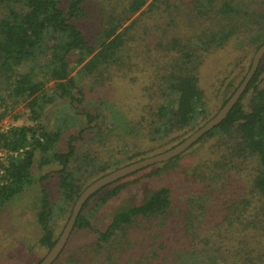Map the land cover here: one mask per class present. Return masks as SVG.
I'll list each match as a JSON object with an SVG mask.
<instances>
[{
  "label": "trees",
  "instance_id": "obj_1",
  "mask_svg": "<svg viewBox=\"0 0 264 264\" xmlns=\"http://www.w3.org/2000/svg\"><path fill=\"white\" fill-rule=\"evenodd\" d=\"M256 1L193 0L186 3L188 15L209 19L216 10L221 18L218 29L205 26L210 23L195 22L196 17L187 19L183 13V21L167 25L166 32L171 35H161L158 41L144 47L146 35L133 38L137 28V19L133 17L158 15L159 9L155 7L159 4L184 9L181 2L175 5L169 0H129L121 16L107 14L102 31L95 40H89L78 23L86 17L88 0H69L64 6L62 0H0V84L16 104L27 102L34 123L11 126L0 133V149L10 155L7 165L1 164L4 172H0V212L38 182L41 196L37 223L42 229L39 244L47 255L59 239L55 238L53 228L66 220L68 223L86 188L120 168L149 158V154L140 151L104 163L87 153L79 154L74 144L97 121V116L79 106L85 98L80 85L83 79L97 75L94 85L101 87L114 83L117 75L125 78L124 68L135 67L133 56L151 78L144 91L156 97L148 118L142 114L137 121L148 142L173 139L179 145L202 128L228 102L251 68L239 82L231 74L220 79L215 97L220 93L226 96L217 111L209 115L208 90L200 78L206 57L223 50L230 41L256 32L263 35L256 51L264 45V0ZM186 22L188 30L182 29ZM131 42L140 44L130 53ZM261 64L227 118L194 145L201 147L207 141L213 142L208 155L189 169L195 194L184 199L185 193L180 192L181 198H175L174 190L158 183L140 204L121 205L105 230L93 229L95 213L130 185L175 172L181 167L184 153L142 170H149L142 179L123 183L127 179L124 178L94 194L84 204L68 241L79 231H94V253L103 264L119 263L131 252L134 264H220L217 255L224 254L231 257V264H264ZM75 71L77 74L73 75ZM60 100L68 101L85 121L78 135L69 138L66 151H58L57 146L68 132V119H59L54 130L42 123L43 109ZM187 132L191 133L188 137H177ZM51 168H56L58 180L54 199L46 186L49 176L43 174ZM235 186L239 189L233 195L241 197L239 200L230 197L229 191ZM222 202L225 205H220ZM224 212L225 217L217 224L216 218ZM149 230L153 235L144 240L141 235ZM68 243L54 264L66 252Z\"/></svg>",
  "mask_w": 264,
  "mask_h": 264
},
{
  "label": "rangeland",
  "instance_id": "obj_2",
  "mask_svg": "<svg viewBox=\"0 0 264 264\" xmlns=\"http://www.w3.org/2000/svg\"><path fill=\"white\" fill-rule=\"evenodd\" d=\"M63 6L69 0H62ZM129 0H88L86 17L79 21V27L85 33L87 39L95 40L98 33L102 31L104 21L107 14L113 12L114 15H120L125 10ZM239 1V0H236ZM251 2L252 0H244ZM171 4L178 5L180 2L184 9H172L167 4H159L155 8L159 9L158 15L153 16H139L136 15L133 19H137V28H135L133 38L136 36L146 35L142 45L144 47L153 44V41H158L161 35H171L167 25L181 22L182 18L188 16L195 18V22L209 26L210 29H218L221 18L216 14V10L211 12L209 19L202 18L195 14L188 15L189 7L187 4L193 0H169ZM261 0L256 1L260 3ZM178 3V4H176ZM187 3V4H186ZM184 13V16H183ZM187 14V15H186ZM198 18V19H197ZM131 19V21L133 20ZM174 20V22H172ZM182 29L188 30V24ZM166 32V33H165ZM263 39V35L259 32L248 34L242 39L230 41L223 50L214 51L211 55L206 57V65L201 69V82L205 89L208 90L206 95V102L208 105L209 115L215 113L218 109L219 102H221L226 94L220 93L215 97L216 86L220 79L227 74L235 77V81L240 80L241 76L248 71L252 66L255 57L256 46ZM130 53L138 48L134 42L130 43ZM133 56V55H132ZM133 60L135 67L128 69L124 68L126 77L122 78L117 75L114 83L96 87L94 81L98 79L97 75L83 79L81 82L82 93L85 96L84 101L79 105L81 109H87L92 115L97 116V121L93 123L91 128L85 131L82 139L75 142L79 154L87 153L91 157H97L104 163H109L115 157L119 158L131 152H144L148 157L155 156L171 150L177 145L178 141L167 139L156 143L148 142L145 137V132L137 125V121L141 120L143 114L148 118L153 104H155V95L151 93L147 95L145 88L150 86L151 78L146 75L140 61L134 56ZM264 65V57L262 64ZM137 66V67H136ZM77 71L73 73L76 75ZM122 74V72H120ZM130 74V75H128ZM120 76V77H119ZM264 76H262V79ZM82 80V79H81ZM110 81V80H109ZM108 82V81H106ZM237 82V83H238ZM52 87V84L49 85ZM264 87V82L261 85ZM3 96V99H1ZM246 96V99H248ZM163 102V101H162ZM27 102L15 103L13 99L7 97L5 91L0 84V133L8 130L11 126H33L30 120V112L26 107ZM42 112V123L48 130H54L55 125L61 118H67L66 124L69 125L68 132H65L61 138L58 151H66L67 142L70 137L77 136L81 127L85 126L84 118L77 114V111L71 106L68 101L60 100L53 105L46 106ZM219 112V111H218ZM99 114V115H98ZM93 128V129H92ZM101 131V132H100ZM102 135L99 136L98 134ZM191 133L187 132L185 135L179 133L178 138L188 137ZM213 145L212 141H207L204 146H194L189 149L183 156L181 167L175 172L163 175L161 178L142 179L143 175L148 172L140 171V173L133 174L123 183L130 182L141 178L136 185H130L122 191V193L115 199L111 200L106 206L100 209L94 215L92 222L93 229L103 231L110 222L113 213L123 204H140L145 195L155 189L159 184L170 187L175 192V198H181L184 192V199L187 196L195 194L193 189L194 184L190 182L191 173L189 169L198 161H201L208 155V149ZM173 149V148H172ZM1 152V149H0ZM151 155V156H150ZM2 157H0L1 159ZM147 158V157H145ZM1 164L7 165V161L0 160V172H4ZM56 168L47 169L43 172L49 176L46 186L49 190L51 198H55L58 193L57 176L55 174ZM0 173V174H1ZM39 176V175H37ZM41 176V175H40ZM236 179V178H235ZM242 182V181H241ZM121 184V183H118ZM202 187L203 185L200 184ZM238 186L231 188L230 197L234 199H241V197H234L233 192L237 190ZM106 192V191H105ZM104 192V193H105ZM103 194V193H102ZM101 194V195H102ZM40 184L35 182L25 190L23 194L18 196L12 202L7 204L0 212V264H37L38 261L44 257L45 248L40 246L39 239L42 235V229L37 223V214L40 208ZM97 197L90 203V207L94 205ZM220 205H225L222 202ZM213 214V213H212ZM211 214V216H212ZM224 214H220L216 218L218 224ZM66 221L56 224L53 228L55 238H59L66 227ZM215 224V223H214ZM214 224L212 226H214ZM175 231V227H170ZM152 234L153 231H147L141 236L145 239ZM96 233L94 231H79L73 235V238L68 241V248L56 264H103L102 261L96 258L94 253V244L96 241ZM143 240V241H144ZM144 244V243H143ZM148 244H144L146 246ZM138 251L135 250V253ZM134 252L126 254V257L119 263L113 264H134ZM46 256V255H45ZM132 257V259H131ZM98 260L94 263L91 260ZM220 264H231V257L229 255H217ZM105 264V263H104Z\"/></svg>",
  "mask_w": 264,
  "mask_h": 264
},
{
  "label": "water",
  "instance_id": "obj_3",
  "mask_svg": "<svg viewBox=\"0 0 264 264\" xmlns=\"http://www.w3.org/2000/svg\"><path fill=\"white\" fill-rule=\"evenodd\" d=\"M263 57H264V45L261 46L258 49L257 53L255 54L252 66L248 74L246 75L245 79L243 80L242 84L238 87L236 92L231 96V98L223 106V108L215 115V117L212 118L210 121H208L202 128L194 132L192 135H190L187 139H185L183 142H181L179 145H177L173 149L167 152L149 157V158H145L141 161L132 163L123 168H120L102 177L101 179L97 180L92 185H90L88 188H86V190L80 195L78 201L76 202L73 208V211H72V215L66 227L64 228L61 236L59 237L58 241L52 247V249L49 251V253L45 256V258L42 260L40 264H54L56 262V260L59 258L60 254L62 253L63 249L65 248L71 236L76 220L84 204L94 194H96L103 188L111 184H114L118 182L119 180L127 178L137 172H140L146 168H149L157 164L169 162L183 155L189 149H191L203 136H205L208 132L218 127L227 118V116L229 115L231 110L234 108V106L240 101L251 79L254 77L256 71L258 70Z\"/></svg>",
  "mask_w": 264,
  "mask_h": 264
},
{
  "label": "built area",
  "instance_id": "obj_4",
  "mask_svg": "<svg viewBox=\"0 0 264 264\" xmlns=\"http://www.w3.org/2000/svg\"><path fill=\"white\" fill-rule=\"evenodd\" d=\"M5 132V131H3ZM8 156H10L6 151L1 150L0 157H2L0 160L4 162V160L7 161Z\"/></svg>",
  "mask_w": 264,
  "mask_h": 264
}]
</instances>
